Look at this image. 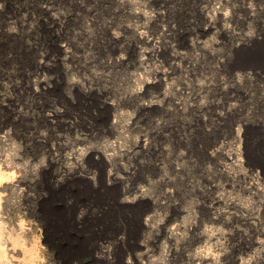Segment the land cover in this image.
<instances>
[{
  "label": "rangeland",
  "instance_id": "1",
  "mask_svg": "<svg viewBox=\"0 0 264 264\" xmlns=\"http://www.w3.org/2000/svg\"><path fill=\"white\" fill-rule=\"evenodd\" d=\"M263 50L264 0H0V264H264Z\"/></svg>",
  "mask_w": 264,
  "mask_h": 264
},
{
  "label": "bare ground",
  "instance_id": "2",
  "mask_svg": "<svg viewBox=\"0 0 264 264\" xmlns=\"http://www.w3.org/2000/svg\"><path fill=\"white\" fill-rule=\"evenodd\" d=\"M263 55H264V50L261 52ZM260 53V54H261ZM262 56V55H261ZM4 177V174L0 171V180ZM2 234V233H1ZM1 234H0V254L4 255L5 254V250H6V247H5V241L3 242L2 241V237H1ZM4 238V237H3Z\"/></svg>",
  "mask_w": 264,
  "mask_h": 264
},
{
  "label": "flooded vegetation",
  "instance_id": "3",
  "mask_svg": "<svg viewBox=\"0 0 264 264\" xmlns=\"http://www.w3.org/2000/svg\"><path fill=\"white\" fill-rule=\"evenodd\" d=\"M66 250L67 249L64 248V251H66ZM75 261H76L75 259H72L70 264H73ZM80 261L83 262V263H87V264H93L90 257L89 258H86L85 260H80Z\"/></svg>",
  "mask_w": 264,
  "mask_h": 264
}]
</instances>
